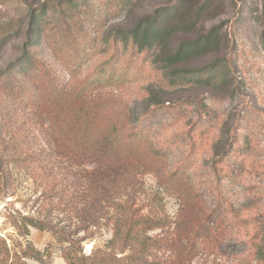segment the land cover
Masks as SVG:
<instances>
[{
    "label": "rangeland",
    "instance_id": "obj_1",
    "mask_svg": "<svg viewBox=\"0 0 264 264\" xmlns=\"http://www.w3.org/2000/svg\"><path fill=\"white\" fill-rule=\"evenodd\" d=\"M2 72L0 264H264V0H0Z\"/></svg>",
    "mask_w": 264,
    "mask_h": 264
},
{
    "label": "trees",
    "instance_id": "obj_2",
    "mask_svg": "<svg viewBox=\"0 0 264 264\" xmlns=\"http://www.w3.org/2000/svg\"><path fill=\"white\" fill-rule=\"evenodd\" d=\"M152 32L154 33V29L148 28V29H146L144 31V33L142 35H144V37H146L145 39L148 40V37L150 39V37L152 35ZM122 35L128 40L131 39L133 42H137V41H139V39H141L140 30L124 32V33H122ZM155 35L157 37H159V35H160V37H161V36L164 35V31L163 30H157V33L155 32ZM216 43H217V37L214 36V32H211V33H209V34H207L205 36H202V37L198 38L197 40L188 41V42L184 43L183 45H181L178 48V50L174 54H172L170 57H168L166 62L168 63V65L179 63V62H181L183 60H186L188 58H191V57H193V56H195V55H197V54H199V53H201L203 51L208 50L210 47H212V45H216ZM29 51L31 52L30 47H28V45H27L26 48L24 49V54L21 56V58L19 60V64H24L26 62H30L31 61L30 58H27L28 56H30ZM24 56H25V59H24ZM205 71H211V70H209V68L207 67V68H203L199 72H205ZM12 78H13V75H11V72L10 73H8V72L0 73V90ZM0 113L4 114V115L6 114V112L2 108H0ZM7 113L10 114V112H7ZM8 114H7V116H8ZM7 127H8L7 121H5L4 126L0 127V143L2 144V145L0 144V181L3 179V182L0 183V186L4 187L3 190L0 189V193L2 191H4L5 189H8L7 182L10 179V175L8 176L9 171H8V168H6V165H5L4 161H3V158L8 156V154H6L8 151H12L13 154H17V152L19 150V148L17 147L16 141L13 138L14 132H12V134L10 136V139H8V138H6L4 136L5 133H3V132L7 130ZM6 135H8V133ZM56 137L58 139H55V140H57L58 142H64V139H62L60 136L56 135ZM1 146L5 147L4 151H3L4 153H2V154H1ZM52 149H54L53 143L51 142V144H50V142H48L47 150L43 151V153L47 154ZM24 160L27 162L26 159H24ZM19 161H21V160H19ZM215 171L216 172L218 171L217 168H216ZM177 174L178 175L180 174L182 178L185 176L182 171L178 172V170H177ZM227 175H229V174H226V176ZM263 199H264V197H263ZM24 221H25L24 225L22 226L23 232H21L22 235H24L26 233L27 234L29 233L27 226L31 225L34 228L38 229V230H47V229H49L55 235H57V236L59 235V237H60V232L58 230L56 231V228L54 226H49V227L39 226L32 219H29V218H24ZM118 236H119L118 232L115 233V238L118 237ZM59 241L61 243L67 242V243H69V245L72 246V240H69V238H63V240H62V238H59ZM259 257H260V260L264 262V248H262ZM66 259L68 261V264H84L86 260H89L91 258L90 257H86L85 255L79 256V255L67 254V258ZM22 264H25V263H22Z\"/></svg>",
    "mask_w": 264,
    "mask_h": 264
}]
</instances>
